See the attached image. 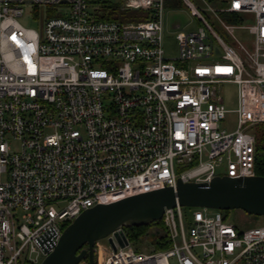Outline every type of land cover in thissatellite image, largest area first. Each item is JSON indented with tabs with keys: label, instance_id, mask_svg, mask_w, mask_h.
I'll list each match as a JSON object with an SVG mask.
<instances>
[{
	"label": "built area",
	"instance_id": "1",
	"mask_svg": "<svg viewBox=\"0 0 264 264\" xmlns=\"http://www.w3.org/2000/svg\"><path fill=\"white\" fill-rule=\"evenodd\" d=\"M184 1L197 27L177 31L178 54L167 57L164 0H0V264H39L96 204L177 179L257 175L264 0L208 5L228 19L225 37ZM114 9L147 18H103ZM27 15L37 26L20 22ZM159 221L156 248L111 231L105 264H264V224L241 228L225 210L180 205Z\"/></svg>",
	"mask_w": 264,
	"mask_h": 264
},
{
	"label": "water",
	"instance_id": "2",
	"mask_svg": "<svg viewBox=\"0 0 264 264\" xmlns=\"http://www.w3.org/2000/svg\"><path fill=\"white\" fill-rule=\"evenodd\" d=\"M177 205L209 207L219 210L240 209L248 214L264 216V175L230 177L215 176L209 182H183L175 186L134 194L109 203L96 204L82 210L66 227L39 264H78L87 258L94 264V243L123 227L151 225L158 222L165 208ZM160 234L149 228L152 239ZM119 245L127 243L123 233L114 234ZM112 247L111 239H108Z\"/></svg>",
	"mask_w": 264,
	"mask_h": 264
},
{
	"label": "rangeland",
	"instance_id": "3",
	"mask_svg": "<svg viewBox=\"0 0 264 264\" xmlns=\"http://www.w3.org/2000/svg\"><path fill=\"white\" fill-rule=\"evenodd\" d=\"M192 4L199 8L204 14L207 21L211 26L222 36L225 37V32L221 26L220 20L228 23V19L224 13L218 11L217 15L208 10V5L214 8H220V0H189ZM164 30H163V47L167 57H175L178 54V44L175 38L177 31H190L197 27L198 20L191 16L188 9L187 3L184 0H164ZM252 17L244 20V23H251ZM20 22L29 27L37 26L36 22L30 18V16H24L20 19ZM240 36V32H236ZM235 87L233 85L225 86L223 89V96L225 101L228 102V108H234L233 97H234ZM226 122L228 128L232 130L234 125V115L233 113L227 114ZM263 126L257 125L255 131L262 133ZM220 171V169H218ZM183 210L186 212H191L195 207L182 206ZM227 218L229 221L233 222L235 226L241 228H248L249 226H255L259 224H264V216H256L248 214L240 209H233L227 211ZM155 226H152L153 229ZM134 248H141V246L154 247V244L151 243V239L148 235L134 239L130 241ZM111 244L108 240V237L98 239L94 243V264H105L106 259L111 254Z\"/></svg>",
	"mask_w": 264,
	"mask_h": 264
},
{
	"label": "trees",
	"instance_id": "4",
	"mask_svg": "<svg viewBox=\"0 0 264 264\" xmlns=\"http://www.w3.org/2000/svg\"><path fill=\"white\" fill-rule=\"evenodd\" d=\"M126 15H129L128 17H126ZM104 19H118L121 21H124L126 19L128 20H140V19H144L147 18L146 15V11L143 9H114V11H111V13H109L108 16H104ZM263 126L262 133H257V143H256V150H257V157H256V174L257 175H264V124H261ZM228 210H225V212L227 213ZM159 226L160 225V221L155 222L151 225H142V226H133V227H128L125 228V232L126 235L128 237V239L130 241L134 240V239H138L140 237H144L146 235H148V231L149 228L151 226ZM66 227V225H64V228ZM153 237V241H154ZM156 245L159 248H163L164 245L160 244L156 241Z\"/></svg>",
	"mask_w": 264,
	"mask_h": 264
},
{
	"label": "crops",
	"instance_id": "5",
	"mask_svg": "<svg viewBox=\"0 0 264 264\" xmlns=\"http://www.w3.org/2000/svg\"><path fill=\"white\" fill-rule=\"evenodd\" d=\"M223 0H220V3L222 2Z\"/></svg>",
	"mask_w": 264,
	"mask_h": 264
}]
</instances>
